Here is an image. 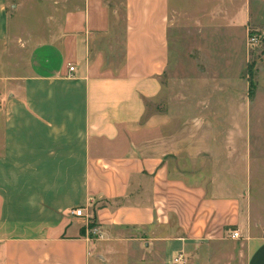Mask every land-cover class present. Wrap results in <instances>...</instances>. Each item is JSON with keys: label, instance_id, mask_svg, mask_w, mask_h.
Here are the masks:
<instances>
[{"label": "crops", "instance_id": "1", "mask_svg": "<svg viewBox=\"0 0 264 264\" xmlns=\"http://www.w3.org/2000/svg\"><path fill=\"white\" fill-rule=\"evenodd\" d=\"M221 1L179 58L171 1L125 0L112 64L103 0L19 43L0 0V264H129L131 246L144 264H264V48L247 46L264 14Z\"/></svg>", "mask_w": 264, "mask_h": 264}, {"label": "rangeland", "instance_id": "2", "mask_svg": "<svg viewBox=\"0 0 264 264\" xmlns=\"http://www.w3.org/2000/svg\"><path fill=\"white\" fill-rule=\"evenodd\" d=\"M172 13L170 14V34L177 42L173 45L177 47L179 58L195 56L196 48L199 42H202V34L209 31L211 24L203 23L208 17L212 16L211 11L218 8L221 0H170ZM228 0H222L226 2ZM84 0H7L8 10L11 11L13 19L10 20L12 27L11 39L21 41L20 35H26L28 32L37 33L42 28L41 23L47 25V20L53 15L55 8L59 7L62 15L71 8L82 5ZM252 12L255 14H264V7L260 0H251ZM104 5L109 11V30L107 36L102 40L101 49L107 62L117 64L120 62L124 47L125 37V0H103ZM14 4L16 7H12ZM59 4V5H58ZM205 18V19H204ZM46 21V22H45ZM44 26V25H43ZM250 29H257L262 34V39L253 49H256V55H260L264 48V26L252 25ZM33 30V31H32ZM20 34V35H15ZM18 36V37H16ZM10 39V38H9ZM10 39V41H12ZM15 40V39H14ZM175 43V42H174ZM15 44L14 46H16ZM256 57V56H255ZM152 113V101L148 103L146 116ZM78 188L81 184V169L78 167ZM256 186V184H255ZM131 235L133 233H126ZM125 248V249H123ZM127 257L129 264H144L143 247H119ZM125 252H124V251ZM119 254V252H118ZM116 256H118L115 253ZM113 264L115 260L113 259Z\"/></svg>", "mask_w": 264, "mask_h": 264}, {"label": "built area", "instance_id": "3", "mask_svg": "<svg viewBox=\"0 0 264 264\" xmlns=\"http://www.w3.org/2000/svg\"><path fill=\"white\" fill-rule=\"evenodd\" d=\"M262 39V34L257 30V29H249L248 31V38H247V46L249 49L251 47H254L258 44V42ZM74 65L69 66V70H74ZM72 214L82 217L86 225L88 227V235L90 237H102L103 231L99 225L94 224L93 220V215L92 213L88 210V208L84 206H78L75 207L71 210ZM231 237L232 238H239L240 234L237 230H233L231 232ZM182 256V255H181ZM182 259V257L176 258V261H179Z\"/></svg>", "mask_w": 264, "mask_h": 264}, {"label": "trees", "instance_id": "4", "mask_svg": "<svg viewBox=\"0 0 264 264\" xmlns=\"http://www.w3.org/2000/svg\"><path fill=\"white\" fill-rule=\"evenodd\" d=\"M254 64H255L254 61L249 62V71H250L251 76H253V74H254ZM254 86H255V82H254L253 78H251L250 88L253 90Z\"/></svg>", "mask_w": 264, "mask_h": 264}]
</instances>
